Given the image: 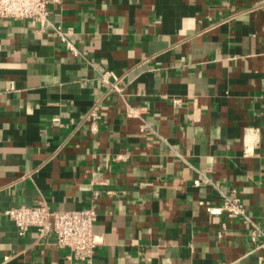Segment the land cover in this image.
I'll list each match as a JSON object with an SVG mask.
<instances>
[{
  "label": "crops",
  "instance_id": "crops-1",
  "mask_svg": "<svg viewBox=\"0 0 264 264\" xmlns=\"http://www.w3.org/2000/svg\"><path fill=\"white\" fill-rule=\"evenodd\" d=\"M49 7L66 39L0 17V264L264 257L250 223L207 210L235 190L264 230V0ZM41 202L96 208L92 263L4 213Z\"/></svg>",
  "mask_w": 264,
  "mask_h": 264
},
{
  "label": "built area",
  "instance_id": "built-area-1",
  "mask_svg": "<svg viewBox=\"0 0 264 264\" xmlns=\"http://www.w3.org/2000/svg\"><path fill=\"white\" fill-rule=\"evenodd\" d=\"M61 0H0V17L15 19H32L41 25V28H53L56 34L66 39L64 32L54 26L50 21L51 3ZM69 48L78 54V49L72 44ZM110 72L102 74V79L108 81ZM117 89V88H116ZM135 111L134 108H130ZM89 116L92 120V129L96 130L99 120L97 108H93ZM209 180H196V184ZM223 202L220 206H209L207 210L212 214L226 213L230 217H242L253 227V240L258 244L257 248H264V230L253 223L247 214L241 197L234 190L231 193H222ZM5 215L15 222L19 233L24 235L31 227L37 228L40 237L54 235L55 244L59 247H69L75 258L92 263L94 254L102 242V238L94 231V223L97 219V210L94 206L81 210H54L45 202L36 206L20 205L10 207L4 211ZM261 238V239H260ZM224 264H264V257L260 256L255 263H239L231 261Z\"/></svg>",
  "mask_w": 264,
  "mask_h": 264
}]
</instances>
